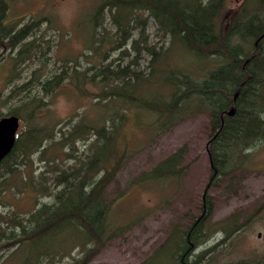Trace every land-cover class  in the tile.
<instances>
[{"label": "trees", "instance_id": "16d2710c", "mask_svg": "<svg viewBox=\"0 0 264 264\" xmlns=\"http://www.w3.org/2000/svg\"><path fill=\"white\" fill-rule=\"evenodd\" d=\"M97 1L88 19L87 48L81 55L86 65L66 60L51 71L50 45L41 49L32 35L38 21L16 28L5 24L8 4L0 0V75L6 83L0 90V104L10 103L6 112L0 111V118L16 115L20 122L12 150L0 161V185L18 154L39 142L44 126L38 117L48 100L68 85L82 97L85 84L95 88L94 98L86 99L83 111L75 113V120L46 150L42 169L37 174L32 169L26 172L24 190L35 201L45 192L56 163L64 161L59 180L65 182L63 191L67 189L18 240L21 246L29 245V260L82 230L84 250L73 264H87L122 236L125 225L112 218V209L127 188L113 189L118 171L136 150L124 133L128 120L162 133L206 113L211 130L206 143L211 169L207 187L223 176H234L251 149L264 142V0H256V8L254 0H245L226 22L221 16L225 0ZM150 20L158 43H149ZM142 52L148 58L145 69L138 67L137 56ZM92 58H97L95 64ZM199 59L209 67H191ZM26 62V68L34 66L24 74ZM231 107L235 111L230 115ZM143 115H149L152 122ZM183 154L179 148L140 173L133 183L178 177ZM210 212V201L203 193L200 214L185 229L174 226L142 264L151 262L168 244L174 245L175 264H202L212 246L196 250L208 237L205 228Z\"/></svg>", "mask_w": 264, "mask_h": 264}, {"label": "rangeland", "instance_id": "374dc122", "mask_svg": "<svg viewBox=\"0 0 264 264\" xmlns=\"http://www.w3.org/2000/svg\"><path fill=\"white\" fill-rule=\"evenodd\" d=\"M244 1L225 0L221 15L224 22L239 12ZM97 2L7 0L5 24L12 23L16 28L26 22L38 21L37 26H33L35 31L32 35L37 37L36 43H39L41 49L50 45L48 59L51 60L48 68L51 71H57L66 60H77L85 66L81 62L84 59L81 55L87 48L85 40L88 41L91 34L88 19H91ZM252 4L256 8L259 1L254 0ZM261 11L264 14V7H261ZM141 17L144 18L145 14ZM154 28L150 20L147 27L149 43L159 42ZM3 53L7 55L8 51ZM131 54L133 56L135 52L131 51ZM137 58L138 67L145 69L148 59L146 54L142 52ZM91 60L92 64L97 62V58ZM174 61L183 65L176 58ZM197 61L191 62V67H209L206 60ZM28 64L26 62L23 65L24 74L30 71L32 65L26 68ZM4 79L0 75V90L6 86ZM84 86L87 89L84 97L68 85V88L65 87L48 100L38 117V122L44 126L39 142L23 149L11 170L1 178L0 264H73L83 253L82 230L69 234L59 243L53 244L50 251L31 260L28 259L29 245L21 246L18 240L42 216L48 205L67 191H63L65 182L59 180L64 161L56 163L45 192L35 201L24 190L26 172L32 169L37 174L42 169L46 150L75 120V113L86 105V99L94 98L95 88L89 83ZM5 94L6 91L3 96ZM9 107L10 103L0 104V111L6 112ZM143 117L148 123L152 122L149 115ZM209 121V116L201 113L180 121L162 133L140 128L133 120L127 121L124 133L128 136L130 146L136 150L117 173L118 184L113 190H122L124 187L127 190L112 209V218H119L125 228L122 236L100 249L87 264H142L147 261L164 243L174 226L185 229L193 216L200 214L203 193L210 201L211 212L205 228L208 237L198 245L196 253L212 248L202 264L263 263L264 142L251 149L244 167L237 169L234 176H223L221 180H215L211 187H207L211 175L206 151L211 131ZM179 148H183L184 153L181 175L133 183V179L140 173L151 169ZM173 247V244L163 247L148 264H175L171 257Z\"/></svg>", "mask_w": 264, "mask_h": 264}, {"label": "water", "instance_id": "95a60500", "mask_svg": "<svg viewBox=\"0 0 264 264\" xmlns=\"http://www.w3.org/2000/svg\"><path fill=\"white\" fill-rule=\"evenodd\" d=\"M236 94H238V91H236ZM234 111L235 108L231 107L228 114L231 115ZM19 127L20 122L16 115H7L0 118V161L12 150Z\"/></svg>", "mask_w": 264, "mask_h": 264}, {"label": "flooded vegetation", "instance_id": "af4514ba", "mask_svg": "<svg viewBox=\"0 0 264 264\" xmlns=\"http://www.w3.org/2000/svg\"><path fill=\"white\" fill-rule=\"evenodd\" d=\"M254 264H258V263H254ZM261 264H264V261H263V263H261Z\"/></svg>", "mask_w": 264, "mask_h": 264}, {"label": "bare ground", "instance_id": "6f19581e", "mask_svg": "<svg viewBox=\"0 0 264 264\" xmlns=\"http://www.w3.org/2000/svg\"><path fill=\"white\" fill-rule=\"evenodd\" d=\"M236 96H237V94H236ZM236 96H234V99L236 98Z\"/></svg>", "mask_w": 264, "mask_h": 264}]
</instances>
